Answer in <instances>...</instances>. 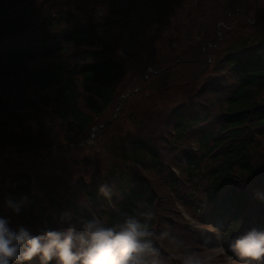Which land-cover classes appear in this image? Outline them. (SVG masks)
<instances>
[{
	"label": "trees",
	"instance_id": "1",
	"mask_svg": "<svg viewBox=\"0 0 264 264\" xmlns=\"http://www.w3.org/2000/svg\"><path fill=\"white\" fill-rule=\"evenodd\" d=\"M253 4L239 0L233 8L245 22ZM258 14L264 16L261 6ZM72 16L71 12L40 14L27 0H0V146L17 139L24 154L49 152L57 145L52 118L63 128V140L75 142L114 104L121 67L109 56L106 29ZM247 43L242 40L236 47L225 48L221 57L228 66L205 89L215 96L224 90L222 103H209L217 107V113L191 100L186 107L171 109L167 119L173 148L185 138L196 143L194 152L182 150L170 160H178L180 166L182 159L191 180L199 174V183L204 184H198L197 194L187 184L182 187L180 173L167 169L164 179L171 187L172 203L161 204L162 197L143 172L147 163L157 170L168 166V158L158 153L154 138L139 135L126 137L125 152L107 176L88 182L78 178L72 189L33 191L28 171L14 173L13 186L0 198V216L14 230L22 226L42 235L71 228L74 235L86 239L89 224L92 231H119L131 217L148 224L151 233L146 241L155 251L143 257L144 264L172 260L165 228L173 227L171 218L176 223L181 219L174 203L188 210L201 226L185 224L190 249L206 241L202 228L206 224L221 232V241L227 243L223 247L230 249L248 231H264V159L259 157L260 137H264V37ZM102 186L109 190L108 196L100 193ZM24 197L19 214L5 203ZM76 247L79 250V241ZM31 264H39L38 258Z\"/></svg>",
	"mask_w": 264,
	"mask_h": 264
},
{
	"label": "rangeland",
	"instance_id": "2",
	"mask_svg": "<svg viewBox=\"0 0 264 264\" xmlns=\"http://www.w3.org/2000/svg\"><path fill=\"white\" fill-rule=\"evenodd\" d=\"M27 3L43 15L71 12L75 21L105 28L109 56L121 67L120 81L114 104L95 119L78 141H64L63 128L52 118V135L57 145L49 152L27 155L22 153L17 139L2 143L0 198L13 186L12 175L20 171L31 174L32 190L39 192L61 187L72 189L78 178L87 182L103 178L123 156L126 137L139 135L154 138L159 144L158 153L168 158L169 165L159 170L149 163L146 172L140 169L150 177L162 197V205L169 207L172 203L171 187L164 179L167 169L182 175V187L187 184L194 194L201 191L195 190L201 181L199 174L191 180L184 165L178 168V160H170L182 150L194 152L196 143L185 138L173 148L167 119L171 109L186 107L191 100L217 113L214 105L222 103L226 94L222 90V94L215 96L205 89L228 66L221 57L225 48L236 47L242 40L250 44L264 37V16L258 14L260 6L264 9V0L258 5V16L254 4L247 9L245 22L239 17V10L233 8L239 0H27ZM241 6L245 7V3ZM229 14L239 22L235 18L230 20ZM214 100L216 103L210 106ZM260 139L259 157L264 159V137ZM203 164L200 168L205 174ZM174 206L184 221L179 219L176 223L171 218L173 227L165 228L170 234L172 259L177 256L179 261H185L198 257L204 264H243V259L227 254L222 247L227 243L219 241V233L212 232L209 224L205 226L208 229L203 236L205 244L197 242V248L190 249L184 235L185 224H196L195 220L190 219L188 210L177 203Z\"/></svg>",
	"mask_w": 264,
	"mask_h": 264
},
{
	"label": "clouds",
	"instance_id": "3",
	"mask_svg": "<svg viewBox=\"0 0 264 264\" xmlns=\"http://www.w3.org/2000/svg\"><path fill=\"white\" fill-rule=\"evenodd\" d=\"M102 195L108 196L109 190L102 186ZM257 197L262 194L257 193ZM5 203L14 213L19 214L23 202ZM148 224H141L134 218H128L119 231L111 228L86 227L85 236L74 235V230L66 233L52 230L42 235H33L28 229H13L9 220L0 216V264H31L38 258L39 264H144L143 257L155 250L146 238L151 235ZM77 241L80 248L77 250ZM232 250L241 259L259 262L264 259V231L252 229L239 237ZM185 264H204L198 257H189Z\"/></svg>",
	"mask_w": 264,
	"mask_h": 264
},
{
	"label": "flooded vegetation",
	"instance_id": "4",
	"mask_svg": "<svg viewBox=\"0 0 264 264\" xmlns=\"http://www.w3.org/2000/svg\"><path fill=\"white\" fill-rule=\"evenodd\" d=\"M258 1H259V0H253V2H254V7H255V11H256V7H257V4H256V3H258ZM260 2H262V0H260ZM256 13H257V11H256Z\"/></svg>",
	"mask_w": 264,
	"mask_h": 264
}]
</instances>
